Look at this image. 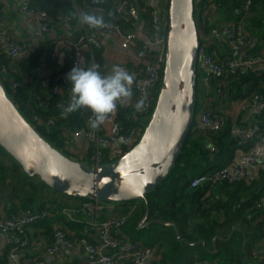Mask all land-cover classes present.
<instances>
[{"label": "trees", "instance_id": "trees-1", "mask_svg": "<svg viewBox=\"0 0 264 264\" xmlns=\"http://www.w3.org/2000/svg\"><path fill=\"white\" fill-rule=\"evenodd\" d=\"M116 3L112 0H101L95 10L102 12L108 23L119 25L122 29L130 28L132 21L127 10L117 12ZM31 4L44 9L52 16L59 13L68 14L72 25L77 21L73 15L76 13L73 0H35ZM211 5L218 10V16L222 18L213 20L203 12L205 7ZM240 5L241 0H194V19L199 39L201 40L202 35L209 36L207 51L218 60H225L231 54L230 45L224 53L225 56L219 57L214 53L217 35L221 33L227 36L223 32V28L227 25H241L251 38V42L256 41L255 48L264 43V0H252L248 12L235 13V8ZM163 7L166 10L168 2ZM85 11L89 9L86 8ZM148 11L147 7V15ZM149 32L151 33L150 26ZM51 48L40 45L24 55H18L9 60L0 40V79L22 114L46 140L71 158L93 164V143H87L85 154L78 155L72 150L75 139L71 135L77 130H94L89 126L88 120L92 113L84 108L76 113H70L67 118H61L63 110L59 108L58 103L61 100L69 103L71 97V91L64 90V86L71 88L67 79L58 80L59 90L55 93L51 92L57 75L67 70V63L64 70L52 75H42L35 71L42 61L50 59L44 55H47ZM250 50L252 51V44ZM101 55V48L93 49L87 65L90 66L92 63L101 65ZM2 66L6 67V72H2ZM198 77L197 71V79ZM45 79L48 80L47 84H43ZM223 80L220 93L215 90V84L210 80L214 89L208 93L207 97L204 95V98L200 96L197 85L195 103V111L198 108L200 112L209 111L213 121L223 123L216 127L200 126L194 124L193 120L176 163L168 175L148 192L144 199L112 202L119 206L113 204L114 207L112 206L111 209L104 207L99 212L98 220L125 216L126 220L119 230L123 228V231L128 234L131 230L144 232L149 244L139 242L152 249L154 264H264V208L257 206L259 200L264 198V164L258 166L255 175L231 182L222 180L218 181L219 183H213L211 177L216 169L234 161L237 150L246 152L256 144H264V67L258 65L238 69L226 75ZM12 81L19 82V86L13 88ZM159 86V84L155 85L152 89L154 100ZM34 94L40 95L38 101H43L44 107H38L36 104L38 101L32 100ZM254 95L262 97L257 109L249 106ZM235 100H244L247 106L233 121L224 112L223 106ZM154 104L152 103L147 114L140 115L130 103L127 106H120L118 103L116 120L123 133H135L136 139L133 145L140 138ZM249 108L254 111L251 110L247 115ZM35 115L39 117L38 120L33 118ZM47 118H52L54 124L47 125L45 123ZM234 125H238L239 128H235ZM248 128L253 129V136L239 144V141H243V137L235 131ZM211 145L215 146V151H211ZM132 146L123 149L126 152ZM102 152L104 156L101 157L100 163L120 156L110 158L108 148H103ZM201 174H206L209 179L201 185L191 186V179ZM81 200L89 199L60 193L47 186L39 177L28 176L20 164L0 146V211L3 212L2 214L12 216L27 209L36 213L45 211L49 213V216L38 220L36 224L42 223L49 231L52 230V224L54 230L55 222L61 220L82 225V230L87 227L91 236L81 232L79 238L84 236L91 242H96L98 231L96 228L93 230L88 223L92 214L82 213ZM147 210V220L161 219L174 222L181 237L191 242L202 240L204 244L190 245L185 241H179L172 225L151 222L138 228L139 221ZM0 216L3 215L0 214ZM113 229V233L118 231ZM232 229L234 231L229 237ZM216 235L219 238L216 239L214 247L213 239ZM213 248H215L214 252H210L209 250Z\"/></svg>", "mask_w": 264, "mask_h": 264}, {"label": "built area", "instance_id": "built-area-1", "mask_svg": "<svg viewBox=\"0 0 264 264\" xmlns=\"http://www.w3.org/2000/svg\"><path fill=\"white\" fill-rule=\"evenodd\" d=\"M101 0H89L88 9L95 10ZM155 0H147L148 6V22L151 27V33L149 40L142 44V51L146 64L140 71V77L134 81L132 86V100L131 106L141 98L144 99L143 110L137 112V114L145 115L149 112V109L154 104L153 99V87L160 85L162 79V73L165 61V49L167 38V9L164 10L159 5L154 3ZM130 0H119L116 3L115 10L117 12H124L127 8ZM168 2V0H167ZM252 0H241V5L235 8V13L248 12ZM213 8V5H211ZM211 6L204 8L206 14ZM21 11L34 20L37 24L34 35L40 37L47 32L54 31L60 26L64 32H70L73 30L71 17L65 13H59L55 16L50 15L44 9L33 6L30 2H24L21 6ZM109 27L103 29H90L85 25V29L82 33L76 35H68L61 37L56 43H54L51 50L44 57L51 60L56 59L60 50L65 49V55L67 60V70L61 72L55 78V82L52 85L51 92L55 93L59 90L60 86L58 80H66L67 74L78 62V58H83L84 65L87 66V61L92 55V51L95 48H101V38L103 35L116 34L121 39V46L124 48L133 47L136 45L137 36L132 29V26L128 29H122L119 25L109 23ZM223 32L229 36L231 54L225 60H218L214 58L207 51V46L210 42L209 36L202 35L200 40V46L198 49L199 65L204 67L211 80L215 84V90L220 93L221 87L224 82L223 78L229 73H234L238 69H245L247 67L258 66L264 64V55L253 53L250 50L252 44L251 38L246 34L241 25L230 24L223 28ZM5 43V52L9 60L14 59L20 55L27 47L31 45L29 41H17L10 37L6 32H0V40ZM152 50L154 52H152ZM49 56V57H48ZM2 72H6V67L2 66ZM36 72H40V67L35 69ZM48 80L45 79L43 84H47ZM11 86L16 88L19 86V82L12 81ZM65 92H70L69 86H64ZM40 95L34 94L32 100L38 101ZM262 100L261 96L254 95L251 99L250 107L257 109ZM154 101V102H153ZM38 107H44L43 101L36 102ZM59 108L64 111V108L68 105L65 100H61ZM247 106L244 103L243 108ZM134 108V107H133ZM135 110V109H134ZM209 111H201L199 114V122L203 125H211L216 122L217 126L219 121H213L211 119ZM92 114L90 115V117ZM89 117V118H90ZM38 120L39 117L35 115L33 117ZM89 120V119H88ZM47 125H53L52 118H47L45 121ZM239 136L243 137V141H239V144L244 143L251 136H253V129H242L235 131ZM73 139L84 138L87 143H93V163H100V159L104 156L102 152L103 148H108V156L114 158L117 155H122V146H132L135 141V133L125 134L121 131L120 125L116 120V112L114 115H109L105 122L101 124L97 129H82L71 133ZM86 149V148H85ZM211 151H215V146H210ZM260 154H264V144H256L249 148L248 151L242 152L237 156L230 164L222 166L216 169L213 173L212 181L217 183L218 181L227 180L229 182L238 180L243 177L250 176V168L257 163L260 158ZM210 177V178H211ZM206 174H201L193 177L190 181L191 186L201 185L204 181L208 180ZM219 183V182H218ZM87 202L82 204V213L92 214V218L88 221L98 231L97 241L91 242L87 237L77 238V242L82 246L85 254V264H118L117 252L120 248V241L113 233L115 228L119 230V227L123 225L126 220L125 216L122 217H109L106 220H98L99 212L104 207L109 209L111 206H107L104 202L96 199L86 200ZM257 206L264 208V198H261L257 203ZM48 212H33L29 209L14 214L12 216H0V232L4 234H14L21 236L19 244L25 246L28 244V239L25 237L26 229L30 225L36 223L38 220L47 218ZM58 228V227H57ZM55 228V237L59 238V241H55L50 247L46 249V252L52 254L60 250L62 246L69 247L73 244V241L69 238H65L64 233L59 228ZM75 242V241H74ZM129 258L133 264H144L147 258L152 254V249L148 246L142 245L137 242H130ZM18 247H14L10 256L16 258ZM17 264H44L42 260L32 259L29 261H17Z\"/></svg>", "mask_w": 264, "mask_h": 264}, {"label": "water", "instance_id": "water-1", "mask_svg": "<svg viewBox=\"0 0 264 264\" xmlns=\"http://www.w3.org/2000/svg\"><path fill=\"white\" fill-rule=\"evenodd\" d=\"M167 17L164 68L150 118L138 141L108 162L88 164L52 145L22 114L0 79V146L28 176L72 197L117 203L144 199L168 175L194 120L200 39L194 0H168ZM147 216L148 210L138 228L151 222L172 225L179 241L204 244L181 237L174 222Z\"/></svg>", "mask_w": 264, "mask_h": 264}, {"label": "crops", "instance_id": "crops-1", "mask_svg": "<svg viewBox=\"0 0 264 264\" xmlns=\"http://www.w3.org/2000/svg\"><path fill=\"white\" fill-rule=\"evenodd\" d=\"M33 3L35 0H0V32H6L10 37L17 41H29L31 45L27 47L21 55H24L33 49L44 45L46 48L53 47L61 37L65 35H76L82 33L85 29V25L80 23L77 19L73 25V30L70 32H64L63 29L58 26L54 31L47 32L40 37H36L34 32L37 24L34 20L26 16L21 11V6L24 2ZM119 0H112L116 3ZM167 0H155L154 3L159 5L161 8L166 4ZM73 5L76 13H82L88 8L87 0H73ZM147 0H130L127 10L131 21L132 29L137 36L136 45L133 47L124 48L121 46V39L116 34L103 35L101 38V53H102V64L100 65V71L102 74H106L111 71L113 65H120L126 69L134 78V81L140 76L142 67L146 64L142 51V43L149 40V22L147 18ZM164 8V7H163ZM218 10L211 8L206 15L213 20H218L222 17L218 16ZM2 46L5 47V43L1 39ZM256 41L252 43V52L264 55V43L255 48ZM229 36L218 33L217 41L214 44V53L216 56L221 57L228 50ZM254 48V49H253ZM225 56V55H224ZM93 62V61H92ZM66 55L65 49L62 48L56 57V59L44 60L40 63V73L42 75H52L61 72L66 67ZM264 67V64H260ZM201 73L197 79V85L200 89V96L207 97L208 93L214 89V85L211 84L210 76L207 70L200 66ZM130 103V102H129ZM245 101L235 100L231 101L226 106H223L224 112L228 114L233 121L237 118L239 112L243 109ZM235 110V111H234ZM251 110L249 108L250 114ZM233 111V112H232ZM198 125L203 126L202 123L198 122ZM205 126V125H204ZM235 128H239L238 125H234ZM86 140L84 138H77L73 141L72 150L78 155H84L86 152ZM242 150H237L235 156L242 154ZM264 164V154H260V158L255 165L250 168V175H255L258 166ZM3 212L0 211L1 215ZM66 221L55 222V228L60 227L65 235V238H69L73 241V244L69 247L62 246L60 250L49 254L46 249L50 247L55 241H59L58 237H55V231H49L42 223L32 224L26 229V237L28 244L22 246L19 244L21 240L20 236L14 234H4L0 232V264H17V261H29L32 259L42 260L44 264H85V254L82 246L77 242L79 234L86 233L91 236L90 230L86 227L82 230V225H75V223H65ZM94 230V227L90 225ZM91 229V230H92ZM120 241V248L117 252V263L118 264H132L129 258L128 245L132 242V237L122 231L121 229L114 233ZM75 241V242H74ZM14 247H18L17 256L13 258L10 256ZM153 253L147 258L144 264H154Z\"/></svg>", "mask_w": 264, "mask_h": 264}, {"label": "clouds", "instance_id": "clouds-1", "mask_svg": "<svg viewBox=\"0 0 264 264\" xmlns=\"http://www.w3.org/2000/svg\"><path fill=\"white\" fill-rule=\"evenodd\" d=\"M73 15L90 29L110 26L105 15L97 10L73 13ZM84 63L83 58H78L77 64L67 74L66 78L71 85V97L61 113V118H67L70 113L86 108L92 113L89 126L97 129L109 115L115 114L118 103L120 106H127L132 100L134 78L120 65H113L110 72L102 74L99 64L92 63L83 67ZM144 103L143 98L138 100L133 105L135 111L143 110Z\"/></svg>", "mask_w": 264, "mask_h": 264}, {"label": "rangeland", "instance_id": "rangeland-1", "mask_svg": "<svg viewBox=\"0 0 264 264\" xmlns=\"http://www.w3.org/2000/svg\"><path fill=\"white\" fill-rule=\"evenodd\" d=\"M197 71L199 72V75H200V73H201V69H200V65L198 64V67H197ZM235 111V110H234ZM233 112V111H232ZM199 114H200V108H198L196 111H195V115H194V124H198V122H199ZM125 147H128V146H125V145H123L122 146V153H124L125 151H124V149L123 148H125ZM80 202H82V203H85V202H87V201H80ZM107 203V206H111V207H109V209H111L112 208V206H113V204L114 203H112V202H106ZM115 206H119V205H117V204H114ZM114 207V206H113ZM122 231H123V228L121 229ZM131 237H132V240H133V242H142V243H147V244H149V241H148V239H147V236H146V234H144V232H139L138 230H131L130 231V234H129ZM139 242V243H140ZM141 244V243H140Z\"/></svg>", "mask_w": 264, "mask_h": 264}]
</instances>
